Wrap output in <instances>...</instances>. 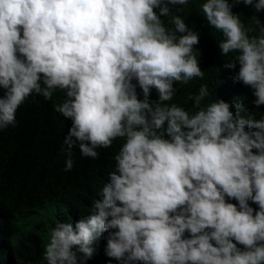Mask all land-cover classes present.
Here are the masks:
<instances>
[{"label":"clouds","instance_id":"1","mask_svg":"<svg viewBox=\"0 0 264 264\" xmlns=\"http://www.w3.org/2000/svg\"><path fill=\"white\" fill-rule=\"evenodd\" d=\"M191 2L0 0V131L29 97L60 91L65 172L77 145L97 160L122 141L89 213L49 228L46 264L91 260L101 237L108 264H264V115L209 99L207 83L188 94L194 113L174 102L177 83L205 76L200 34L180 14ZM240 4L264 12V0H203L199 11L259 109L264 20L247 26Z\"/></svg>","mask_w":264,"mask_h":264},{"label":"trees","instance_id":"2","mask_svg":"<svg viewBox=\"0 0 264 264\" xmlns=\"http://www.w3.org/2000/svg\"><path fill=\"white\" fill-rule=\"evenodd\" d=\"M202 2L192 0L180 14L188 27L200 34V43L195 47L199 49L196 55L205 76L203 80L194 79L188 84L177 83L174 102L194 113L196 109L187 99L188 94L198 93L200 85L207 83L212 93L209 99L218 97L233 102L239 99L246 110L244 114L254 112L259 119L264 115V105L255 109L251 89L233 82L232 77L239 66L235 70L224 67L231 55H221L218 48L221 35L207 25L199 11ZM233 11L240 14L241 20L249 27L252 26L253 15L264 20V12L257 14L253 8L243 4L234 7ZM156 97L153 90L151 98ZM63 98L60 91L51 101L38 95L29 97L16 113L15 126L0 131V264H46L42 260L46 236L38 228L42 220L34 224L35 229L18 235L16 219L31 218L47 203L55 202L65 210V215L57 221L52 220L53 227L58 221L75 224L89 213L92 199L98 198V192L113 168V158L122 143L119 139L110 149H98L100 158L97 160L82 157L77 145L73 149V169L69 172L63 170L65 156L61 148L66 147L63 140L71 120H65L53 109V105L61 103ZM105 245L106 240L101 237L94 257L88 261L81 259L80 264H108ZM112 264L118 262L113 260Z\"/></svg>","mask_w":264,"mask_h":264},{"label":"rangeland","instance_id":"3","mask_svg":"<svg viewBox=\"0 0 264 264\" xmlns=\"http://www.w3.org/2000/svg\"><path fill=\"white\" fill-rule=\"evenodd\" d=\"M65 215V210L58 207L55 202L47 203L42 209L36 211V214L31 218H21L16 219L15 225L17 226L18 235L25 233L27 231L35 229L33 226L39 220H42V223L38 224V228L46 236L44 243L48 242V231L50 227H53L52 220L57 221L59 217Z\"/></svg>","mask_w":264,"mask_h":264}]
</instances>
